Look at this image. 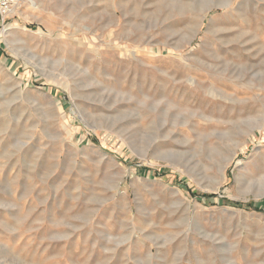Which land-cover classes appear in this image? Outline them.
I'll use <instances>...</instances> for the list:
<instances>
[{
  "label": "rangeland",
  "instance_id": "rangeland-1",
  "mask_svg": "<svg viewBox=\"0 0 264 264\" xmlns=\"http://www.w3.org/2000/svg\"><path fill=\"white\" fill-rule=\"evenodd\" d=\"M0 264H264V0H18Z\"/></svg>",
  "mask_w": 264,
  "mask_h": 264
},
{
  "label": "built area",
  "instance_id": "built-area-1",
  "mask_svg": "<svg viewBox=\"0 0 264 264\" xmlns=\"http://www.w3.org/2000/svg\"><path fill=\"white\" fill-rule=\"evenodd\" d=\"M18 0H0V18L5 22L13 7L17 4Z\"/></svg>",
  "mask_w": 264,
  "mask_h": 264
},
{
  "label": "trees",
  "instance_id": "trees-1",
  "mask_svg": "<svg viewBox=\"0 0 264 264\" xmlns=\"http://www.w3.org/2000/svg\"><path fill=\"white\" fill-rule=\"evenodd\" d=\"M238 206H242V204H238ZM244 206V205H243ZM247 207H251V206H247Z\"/></svg>",
  "mask_w": 264,
  "mask_h": 264
},
{
  "label": "bare ground",
  "instance_id": "bare-ground-1",
  "mask_svg": "<svg viewBox=\"0 0 264 264\" xmlns=\"http://www.w3.org/2000/svg\"><path fill=\"white\" fill-rule=\"evenodd\" d=\"M222 170H223V169H222ZM222 170H221V171H222ZM222 172H223V171H222Z\"/></svg>",
  "mask_w": 264,
  "mask_h": 264
}]
</instances>
